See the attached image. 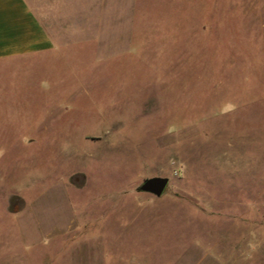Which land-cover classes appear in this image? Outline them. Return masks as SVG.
I'll list each match as a JSON object with an SVG mask.
<instances>
[{
	"label": "rangeland",
	"instance_id": "374dc122",
	"mask_svg": "<svg viewBox=\"0 0 264 264\" xmlns=\"http://www.w3.org/2000/svg\"><path fill=\"white\" fill-rule=\"evenodd\" d=\"M104 14L0 63V264H264V0Z\"/></svg>",
	"mask_w": 264,
	"mask_h": 264
},
{
	"label": "crops",
	"instance_id": "0c3cea01",
	"mask_svg": "<svg viewBox=\"0 0 264 264\" xmlns=\"http://www.w3.org/2000/svg\"><path fill=\"white\" fill-rule=\"evenodd\" d=\"M51 4V26H46L42 16L30 0H0V63L10 61H35L46 59L63 47L69 38L90 31L92 22L102 27L107 0H36ZM98 11L99 15H92ZM102 17L100 18V14ZM91 23V24H90ZM99 28L94 35L97 43L102 37Z\"/></svg>",
	"mask_w": 264,
	"mask_h": 264
},
{
	"label": "water",
	"instance_id": "95a60500",
	"mask_svg": "<svg viewBox=\"0 0 264 264\" xmlns=\"http://www.w3.org/2000/svg\"><path fill=\"white\" fill-rule=\"evenodd\" d=\"M169 180L170 179L167 176H152L142 182L140 189L161 196L164 193Z\"/></svg>",
	"mask_w": 264,
	"mask_h": 264
}]
</instances>
